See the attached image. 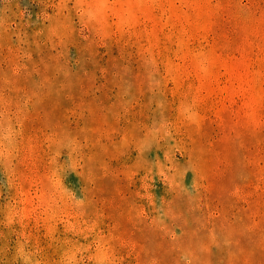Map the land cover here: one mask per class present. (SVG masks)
Instances as JSON below:
<instances>
[{
    "label": "rangeland",
    "instance_id": "rangeland-1",
    "mask_svg": "<svg viewBox=\"0 0 264 264\" xmlns=\"http://www.w3.org/2000/svg\"><path fill=\"white\" fill-rule=\"evenodd\" d=\"M0 264H264V0H0Z\"/></svg>",
    "mask_w": 264,
    "mask_h": 264
}]
</instances>
